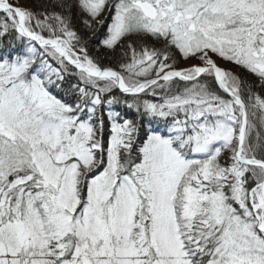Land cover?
Listing matches in <instances>:
<instances>
[{"label":"snow or ice","instance_id":"1","mask_svg":"<svg viewBox=\"0 0 264 264\" xmlns=\"http://www.w3.org/2000/svg\"><path fill=\"white\" fill-rule=\"evenodd\" d=\"M0 264H264V0H0Z\"/></svg>","mask_w":264,"mask_h":264},{"label":"trees","instance_id":"2","mask_svg":"<svg viewBox=\"0 0 264 264\" xmlns=\"http://www.w3.org/2000/svg\"><path fill=\"white\" fill-rule=\"evenodd\" d=\"M59 95H61V96H62V95H63V93H60Z\"/></svg>","mask_w":264,"mask_h":264}]
</instances>
